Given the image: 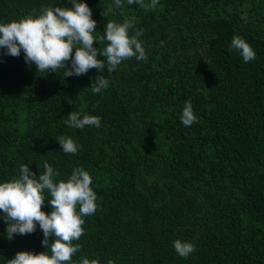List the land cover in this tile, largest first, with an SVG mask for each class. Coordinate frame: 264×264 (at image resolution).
<instances>
[{"label": "trees", "instance_id": "16d2710c", "mask_svg": "<svg viewBox=\"0 0 264 264\" xmlns=\"http://www.w3.org/2000/svg\"><path fill=\"white\" fill-rule=\"evenodd\" d=\"M82 2L95 35L135 16L148 59L105 69L109 87L93 93L96 69L41 73L23 51L0 49V182L18 178L22 164L38 178L45 161L57 181L89 172L98 208L84 218L71 264H264V0H159L147 12L123 0L107 17L114 0ZM57 6L71 0H0V23ZM235 35L254 60L229 50ZM187 100L198 117L190 127L180 121ZM71 111L101 117L100 127H68ZM60 136L78 153H64ZM6 227L0 212V264L19 251L51 255L38 224L11 240ZM176 239L196 251L180 257Z\"/></svg>", "mask_w": 264, "mask_h": 264}, {"label": "clouds", "instance_id": "9594fccd", "mask_svg": "<svg viewBox=\"0 0 264 264\" xmlns=\"http://www.w3.org/2000/svg\"><path fill=\"white\" fill-rule=\"evenodd\" d=\"M127 4H137L147 12L155 10L159 0H127ZM71 5L43 8L39 15L0 23V49L12 57H19L23 51L26 63L35 64L41 73L63 70V77H78L96 69L101 74L91 84L93 93L109 87L110 82L103 74L105 69L111 73L125 60L148 59L139 39L143 30L136 28L135 16L123 23L108 21L103 34L95 35L97 21L92 18L89 5L82 0H71ZM122 6L123 0H114L102 15L107 17ZM243 18L246 20L247 15ZM96 42L106 46L98 48L94 46ZM229 50L236 51L245 63L256 58L252 46L239 35L233 36ZM180 121L186 127L198 122L191 100L185 102ZM65 124L76 129L99 128L101 117L85 113L81 118L80 112L71 111ZM57 140L66 154H77L81 147L71 137L60 136ZM59 175L45 161L38 178L28 164H22L18 178L0 182V212L7 224V238L31 234L38 224L43 232L41 243L51 251V255L47 251H19L7 264H71L72 257L80 250L81 246L73 241L84 234V218L96 212L97 193L91 187V175L83 167L73 169L67 180L57 181ZM45 193L51 198L47 199ZM46 199L50 212L43 210ZM173 247L184 258L196 251L194 243L181 239L174 240ZM81 264H98V261L84 258Z\"/></svg>", "mask_w": 264, "mask_h": 264}]
</instances>
